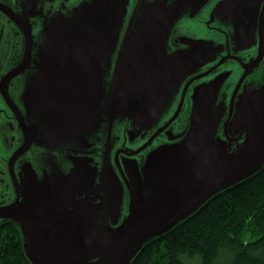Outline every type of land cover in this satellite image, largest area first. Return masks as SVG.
<instances>
[{
	"label": "rangeland",
	"instance_id": "374dc122",
	"mask_svg": "<svg viewBox=\"0 0 264 264\" xmlns=\"http://www.w3.org/2000/svg\"><path fill=\"white\" fill-rule=\"evenodd\" d=\"M6 1L9 0H3V2ZM135 1L123 2L122 20L113 33L100 34L99 43H106V49H104L106 60L103 64H99L98 71L92 80H87L88 84L97 86L90 88H96L98 96L89 100V103L93 101L91 116L95 121H87L85 125V117L80 121L82 113L79 107L82 103L78 98L83 90L79 91L78 88L64 90L68 81L63 73L58 71L57 63L45 61L43 56L44 49L51 45L52 39L61 36L63 41L62 35L67 33L68 29L59 23L56 26L57 23H55L51 27V33L54 34L36 36L31 29V32L27 31L23 20L16 17L23 26L10 22L12 26L10 34L6 35L7 37L0 34V66H12L9 75H6L0 86L7 90L3 84L9 86L17 75L25 71L21 74L25 82L20 94L28 105L27 113L32 118L31 123L26 127L33 128L40 138L53 130L51 138L54 146L61 144L64 139L62 145L70 148L73 159L64 160L61 154L65 153V147L62 145L59 149L47 146L42 148L47 150L45 154L49 155V158L57 159V165L62 166L64 161L66 169L75 171L78 175V179L74 181V178L65 176L64 172L60 174L62 172L58 170V167H52V172H47L44 178L39 179L35 171H24V180L22 179L21 182L25 185L22 187L15 185L21 189V196H24L21 202L29 209L45 210L48 206L55 204L57 184L64 187L65 193H74L79 199L100 196L104 181L99 178V174L103 171L106 173L107 168L101 170L102 163H99L100 155L97 152V146L100 143H107L115 150L119 138L124 137L121 125H126L130 134H146L155 125L161 124L172 110L176 96L182 92V82L180 83L181 77H179L181 73H185L184 71L192 66L194 69H199L211 63V56L207 58L206 55L208 47H212L211 41L197 40L196 37L189 38L183 35L184 30L188 31V21L210 20L230 25L231 22L239 21L241 17L240 12L243 8L236 5L249 4L254 7V4L260 5L264 0H142L141 2L138 0L134 9ZM92 2L90 1V4ZM5 5L7 6V3ZM80 7L82 5L74 8L73 6L59 7L60 9L57 10L52 8L48 11L51 22L57 19L68 21L77 17ZM3 8L4 11L0 13L3 19L16 16L13 8ZM150 25L152 36L143 57L141 66L144 67L137 73L134 71L137 64H133L134 66L129 69L127 66L121 69L118 80L120 84L115 92V87L111 86L113 69L111 62L119 55L126 43L130 46V55L133 56L135 52L137 54L142 38ZM191 25L193 23H190ZM55 28L57 30H54ZM0 30L3 29L0 28ZM14 32H17L18 36L13 43L10 36ZM189 32L191 36H194L192 31ZM83 33L79 34L81 38L89 41L90 37ZM56 41L62 43L60 40ZM24 66L29 67L28 71L23 69ZM227 68L229 66L225 67V71L205 79L196 87L190 100L185 127L172 126L169 131L170 136L168 135L162 142H155L153 149L145 152L141 161L133 157L126 160L134 168V171H130L131 184L126 171L127 182L134 190L133 181L135 180V185L143 189L142 197L145 201L149 199V189L146 186L154 185L156 181L151 178V171L165 170L169 161L181 159L184 166H180L178 170L184 169L189 173L192 181L190 183L195 184L203 171L212 178L222 174L224 170L229 171L248 161L256 153L257 143L264 142V70L263 74L259 70V74L244 72L241 76L239 72L233 77L231 75L233 73ZM33 70L34 74L31 75ZM132 70L135 75L134 82L139 81L142 85L141 91L145 100L143 111L155 117V120L151 117L148 121L145 119L144 124L138 123L141 122V118L136 115L127 113V116L124 115V112H121L123 110L121 105H116V111L115 108L111 109L115 97L118 102L125 100V97H132L128 91L124 90L125 84H134L125 80L131 76ZM117 75L116 70V79ZM115 81L117 83V80ZM136 89L138 90V84L135 83V95ZM39 100L44 106L43 113L39 108ZM9 101L13 104L14 97ZM33 102H35V109H33ZM69 129L71 133H77V135L74 139L65 141ZM126 139L127 150L133 151L142 148L140 145L145 142L139 141V144L135 145L129 137H124L122 142L126 143ZM81 142L87 147L82 151L92 154L82 157L81 154L79 156L74 152L81 149ZM38 143L33 139L25 140L20 157L26 155L27 164H30L27 157L28 150L41 145ZM260 159L264 161V157L261 156ZM31 161L37 163L38 155L32 154ZM50 161L52 160H49L51 165ZM123 161L125 160H121ZM258 163L259 161L256 165ZM12 173L11 171L9 176ZM108 176L110 177V174ZM189 190L193 192L194 187H190ZM116 191L117 194L110 192L107 215L112 230L119 228L130 219V203L129 212L125 211L124 190L117 188ZM136 203L139 208L136 213L138 223L142 215L139 203H144L138 198ZM173 210L174 207L168 209L170 212ZM4 213L17 216L19 221H12L19 226L23 245L35 264H128L130 259L128 260L127 257L130 256L131 248L142 245L139 243V238L126 241L122 257L116 258V251L108 241V230L105 227L106 210L99 201L78 204L51 216L34 215L23 210L14 212L12 209ZM134 227L135 225H131L127 229L128 232ZM195 260L198 262V259Z\"/></svg>",
	"mask_w": 264,
	"mask_h": 264
},
{
	"label": "water",
	"instance_id": "95a60500",
	"mask_svg": "<svg viewBox=\"0 0 264 264\" xmlns=\"http://www.w3.org/2000/svg\"><path fill=\"white\" fill-rule=\"evenodd\" d=\"M92 1V4L87 3L80 7V11L77 13V17L69 19L68 21L61 20L53 23H57L56 26L59 24L64 25L65 28L68 29V32L62 35L64 36L63 41H61V36L53 38L51 41V45L46 47L43 51L45 61L50 60L57 63L58 71L60 73H63L64 78L66 79V81H68L67 86L64 88V90H71L73 88H78L79 91L83 90L82 95L80 93L78 95V98L82 103V106L79 107V110L82 113L80 121H82L85 117L86 122H84V125L87 123V121H95L94 117L91 116L93 110V101L89 103V100H91L93 97L95 98V96H98V91L96 90V88H90L97 86L94 84H88L87 80H92V77L98 71L97 68L99 64H103V62L106 60L104 59V56L106 55V52L104 50L106 49V43H99L100 34L108 32L110 35V33H113L116 30L117 26H119L122 20L121 13L123 10V2H126V0ZM243 15L244 13H241V17H243ZM54 30L57 29L55 28ZM80 32H84L83 35L90 37L89 41L86 38L82 39V36L79 35ZM151 36L152 29L150 25L142 38L140 48L138 46L139 49L137 54L134 51L135 54L133 56L130 55V46L128 43H126L125 47L120 52L119 61L116 68L118 75L117 79L115 78V80H117V83L115 81V83L112 85L115 87V92L116 87L118 86V84H120V82H118L120 78V71L125 69L126 66L129 69L137 64L134 69L135 73H137L141 71L142 67H144L141 65L143 63V57L146 54L145 52ZM56 40H60L62 43H58ZM128 50L129 52L127 53ZM134 77L135 75H133L132 70L131 76L125 80L129 83H133ZM135 83L138 84L136 95ZM125 85L126 87H124V90L128 91L132 97H125L126 99L121 100V102L116 101L117 97H115V101L112 102L111 109L114 110L115 108L116 111V105H121L123 109L121 110V112H124V115L127 116V114H131L141 118V122H138L139 124H144V120L146 119L148 121L149 117L155 120L153 114L144 113L143 111L145 100L141 91L142 85L139 83V81L134 82V84L131 85ZM38 102L39 108L43 113L44 106L40 100ZM34 103L35 102H33V105ZM33 109H35V106H33ZM175 118L176 117H174L172 121H174ZM71 132L72 131L69 129L68 136L65 141L74 139V137L77 135V133ZM53 133V130L51 132L49 131L47 135L45 134L43 136V138L45 139L41 138V142L38 144L52 143L51 136L53 135ZM63 141L61 143H63ZM257 145L258 149L256 153L248 161L244 162L241 165L233 167L229 171L225 172L224 170L222 174L215 175L212 178L208 176V173L205 174L206 172L203 171L200 173L195 184L190 183L192 181L188 175L189 173L185 172L184 169L178 170L180 166H184V162L181 159L169 161L166 164L167 168L165 170L161 169L160 171H158L157 169H153L151 171V178L156 181L154 185L146 186L149 189V199L146 201L142 197L143 189L135 185V180L133 181L134 190L129 185L131 184L132 177L130 171H134V168L131 166L126 167V171L130 178V183L128 184L124 177L123 180L127 185L130 195V219L127 222H124L117 229H111L107 217L109 213V200L111 197L110 192L112 191L113 193L117 194L116 189H123V187L119 182L116 173L112 172L109 168L106 169L107 177H105L104 187L102 188L100 196L94 195L79 199L75 197L74 193H65L64 187L62 188L61 184H57V199L55 201L57 205H50L42 212H36L29 208H25L24 205L20 206L27 209L31 214L34 215L51 216L55 213H61L63 210L78 204L88 203L91 201H100L106 210L105 227L108 230V241L113 246V250L116 251V258L120 259L122 257L121 254L125 251L124 247L126 246V241L139 238V243L142 244L138 248H135L134 246L131 248L130 256L127 257L128 260L130 259L128 263L130 264V262L134 259L141 247L146 242L168 232L180 221L196 212L212 195L254 175L257 171H259L264 165L263 159H260L261 156L264 157V142L257 143ZM47 147L50 148L49 146ZM258 161L259 163L256 165ZM108 174H110L111 178L108 176ZM67 176L74 178V181L78 179V175L75 171H71ZM192 186L194 187V191L190 192L189 188ZM137 198L139 201L145 204L144 205L139 203V207L142 209V215L140 217V220L138 221L139 224L136 221V213L139 209L136 203ZM170 207H174V210L172 212L168 211ZM181 210L182 213H180ZM3 214H1L0 211V219L19 221L17 216L15 215H10L8 213ZM131 225H135V227L133 228V230L135 231L129 230L130 232H128L127 229ZM140 227H142L143 229H136H139ZM25 252L30 261L35 264L26 249Z\"/></svg>",
	"mask_w": 264,
	"mask_h": 264
},
{
	"label": "flooded vegetation",
	"instance_id": "af4514ba",
	"mask_svg": "<svg viewBox=\"0 0 264 264\" xmlns=\"http://www.w3.org/2000/svg\"><path fill=\"white\" fill-rule=\"evenodd\" d=\"M92 0H9L3 2L0 0V13L3 7L13 8V13L16 16H10L11 19H3L0 16V30L1 35H9L10 29H12L11 23L14 22L17 25L23 26V24L18 20H23L25 27H27V31L34 33L36 36L39 34H50L51 27L54 22L61 21V19H57L51 22L50 15L48 11H51L52 8L55 10L63 8L66 6L76 7L78 5H84L90 3ZM142 0H139L141 2ZM138 0L134 3V9L136 8ZM7 3V6L5 5ZM261 5V6H260ZM260 5H236L242 7V12L244 13L243 17L239 19L237 22H231L230 25L224 23L220 24L215 23V21L210 20H197L188 21L187 25L188 31H183V35L189 36V38L196 37L198 39H204L205 41L210 40L212 43V47H208L207 50V58L211 56V63L206 67L194 69V66L190 67L188 70L186 69L181 73L179 77H181V93L176 96V100L172 104V110L170 113L164 118V121L161 124L155 125L148 133L146 134H130L126 128V125H121V130L125 138H130L136 145L139 144V141H145L142 145H140V149L137 150H127V139L126 143L122 142V139L119 138L116 149L112 148L109 144L100 143L97 146V152L99 153V163H102L101 170L104 168L111 169L112 172L116 173L118 176L119 182L121 183L124 190V202L126 205L125 211L129 212V203H130V195L125 184L123 177L126 181H128L126 174V166H131L130 162L126 161L128 159L136 158L137 160L141 159L145 152L153 149V145L155 142H162L166 137H168L169 131L172 126H179L180 128L185 127L187 115L190 109L191 97L194 94V90L198 85H201L205 79L211 78L216 74H220L222 71H225V67L228 71H230L231 75L237 76L239 72H241V76L244 72L247 74L257 72L259 74V70L263 74L264 70V1ZM3 6V7H2ZM211 10V9H210ZM16 17L18 19H16ZM131 17V16H130ZM189 17V16H188ZM196 20V19H195ZM27 25H26V23ZM128 23V21H127ZM190 23L193 25L190 26ZM39 26V27H38ZM31 29V30H30ZM192 31L194 36H191ZM21 32V31H20ZM189 32V33H188ZM206 37H198L203 36ZM6 36V37H7ZM18 36L17 32L11 34V38L14 41ZM14 53H15V49ZM120 50V49H119ZM118 50V51H119ZM120 54V53H119ZM119 61V55L115 57V59L111 62L113 69L111 71V81L112 84L115 82L116 78V65ZM194 65V64H192ZM12 66H0V83H3L6 75H9V70ZM23 69H29V67L24 66ZM35 70V69H34ZM34 70L32 71L33 75ZM25 71H22V73ZM21 73V74H22ZM17 75L9 84V86L3 84L6 88H2L0 86V211L3 214L5 211L12 209V211L23 210L29 212L27 206L25 208L23 206L21 196V189L25 185L22 183V179L24 180V171H35L39 179L44 178L47 172H52V167H58V170H61L65 176L70 174L68 168L66 169L64 165V161L62 166L57 165V159L49 158V155H46L47 151L43 146H49L50 148H58L62 145L58 144L54 146L53 143L41 144L37 147H32L28 150L27 157L30 160V164L26 163V155L20 154L22 153L25 145V140H35L39 141L41 138L37 136V133L33 131V128H27L26 125L31 123L32 118L28 115L27 111L29 108L26 105L25 100L21 96V88L25 79L21 76ZM113 77V78H112ZM183 89V90H182ZM9 93V94H8ZM9 96L14 102L13 104L9 101ZM8 100V101H7ZM5 104H4V103ZM34 106V105H33ZM176 114V116H175ZM175 116V120L172 121V117ZM166 120V121H165ZM16 128V130H15ZM168 128V129H167ZM167 129V130H166ZM15 132H17L15 134ZM43 138V137H42ZM140 138V140H139ZM45 139V138H43ZM43 145V146H42ZM76 145V144H73ZM89 146V144H87ZM54 146V147H53ZM64 146V145H62ZM71 146V145H70ZM81 149H77L76 152L79 156L86 157L92 153L83 152L82 149H86V145L81 142ZM114 146V145H113ZM2 147V148H1ZM65 153L61 154L64 160L73 159L70 148L64 146ZM63 148V147H62ZM94 148V147H93ZM61 149V148H60ZM68 150V151H67ZM102 150V151H101ZM118 151V152H117ZM137 151V152H136ZM34 152V153H33ZM60 152H62L60 150ZM135 152V153H134ZM38 155V162L35 163L31 161V157ZM95 154V153H94ZM90 159V158H89ZM49 160L51 165L49 164ZM121 160H125L121 162ZM141 161V160H140ZM28 162V161H27ZM70 166V165H69ZM107 166V167H106ZM11 167L12 174L9 173ZM30 167V168H29ZM106 171V170H105ZM107 172V171H106ZM104 177H107V173L99 174V178L105 182ZM14 182V186H13ZM103 182V186H104ZM17 184L19 187L15 185ZM100 202V201H99ZM21 205V206H20ZM57 203L55 202V204ZM29 206V205H28ZM56 207V206H54ZM36 212H42L43 210H35ZM30 213V212H29ZM6 215V214H3ZM5 219H0L2 222ZM121 222H119L120 224Z\"/></svg>",
	"mask_w": 264,
	"mask_h": 264
},
{
	"label": "trees",
	"instance_id": "16d2710c",
	"mask_svg": "<svg viewBox=\"0 0 264 264\" xmlns=\"http://www.w3.org/2000/svg\"><path fill=\"white\" fill-rule=\"evenodd\" d=\"M24 250L19 226L0 222V264H33ZM130 264H264V165L146 242Z\"/></svg>",
	"mask_w": 264,
	"mask_h": 264
},
{
	"label": "bare ground",
	"instance_id": "6f19581e",
	"mask_svg": "<svg viewBox=\"0 0 264 264\" xmlns=\"http://www.w3.org/2000/svg\"><path fill=\"white\" fill-rule=\"evenodd\" d=\"M165 121H166V120H165ZM167 129H168V128H167ZM167 129H166V130H167ZM24 251H25V250H24Z\"/></svg>",
	"mask_w": 264,
	"mask_h": 264
}]
</instances>
